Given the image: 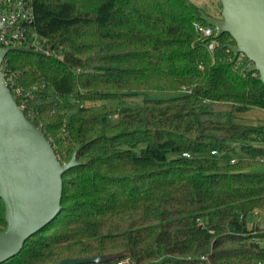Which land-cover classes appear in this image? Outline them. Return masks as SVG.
<instances>
[{
  "label": "trees",
  "instance_id": "trees-1",
  "mask_svg": "<svg viewBox=\"0 0 264 264\" xmlns=\"http://www.w3.org/2000/svg\"><path fill=\"white\" fill-rule=\"evenodd\" d=\"M30 4L39 52L11 50L0 68L28 91L24 113L59 161L78 149V164L62 174L58 212L2 264L115 252L130 264H264V230L250 220L264 211V146L244 144L264 143V125L234 116L264 109V82L237 67L229 34L195 32L193 22L205 24L199 10L219 15L193 0ZM142 91L173 95L135 107L82 104ZM210 102L229 104L225 120L208 118ZM234 144L238 160L211 154Z\"/></svg>",
  "mask_w": 264,
  "mask_h": 264
},
{
  "label": "water",
  "instance_id": "water-1",
  "mask_svg": "<svg viewBox=\"0 0 264 264\" xmlns=\"http://www.w3.org/2000/svg\"><path fill=\"white\" fill-rule=\"evenodd\" d=\"M219 16L199 10L200 19L215 27L213 38L230 35L227 44L234 58L249 61L248 72L264 82V0H219ZM11 50L39 52L30 47H0V65ZM81 147V146H80ZM76 149L61 163L50 141L33 119L18 105L4 82L0 68V198L6 226L0 231V264L17 255L24 241L59 210L62 174L78 164ZM122 252L64 258L53 264H84L118 260Z\"/></svg>",
  "mask_w": 264,
  "mask_h": 264
},
{
  "label": "built area",
  "instance_id": "built-area-1",
  "mask_svg": "<svg viewBox=\"0 0 264 264\" xmlns=\"http://www.w3.org/2000/svg\"><path fill=\"white\" fill-rule=\"evenodd\" d=\"M34 19V14L30 4V0H0V47H18L26 46L38 50V35L31 28ZM195 32L201 38H210L215 33V27L207 25L206 23L193 22ZM215 39H210L206 46L208 51H212L217 46ZM4 82L13 90H10L16 98H19L18 105L24 110L26 107L25 97L28 92H23L21 87H15L12 76L4 74ZM181 89L185 92H190L185 86ZM202 102H206L203 100ZM215 151H211L214 154ZM183 156H188L186 152ZM233 161V160H232ZM112 264H130L128 257L120 258Z\"/></svg>",
  "mask_w": 264,
  "mask_h": 264
},
{
  "label": "rangeland",
  "instance_id": "rangeland-1",
  "mask_svg": "<svg viewBox=\"0 0 264 264\" xmlns=\"http://www.w3.org/2000/svg\"><path fill=\"white\" fill-rule=\"evenodd\" d=\"M196 5L199 7H202L206 9L208 12L213 13L214 15H219L220 13V2L219 0H193ZM249 61L242 55H239L236 65L239 69H243L245 67H248ZM28 92V91H27ZM25 92V93H27ZM173 95V93L169 92H156V91H142L135 95H132L131 97L122 98L120 100H85L82 102L85 106H91V105H98L101 103H107V104H120L125 106H138L143 103L144 98H153V99H165L169 98ZM209 109L211 110V113L208 116V118H211L213 120H225L226 115L229 113V104L226 103H217V102H210L208 104ZM235 115V121L247 124V125H254V126H260L264 125V109L260 108H251L244 112L234 113ZM114 116L110 118V120H113ZM244 144H263L255 140L248 141ZM238 144H234L233 148L234 151L232 152H223V153H217L215 152L213 155L218 158L219 163H225L227 161L232 160H238V158L243 157L244 153L239 151ZM263 167H257L256 170H261ZM250 220L253 221L255 224H257L260 228H263L264 230V211L263 212H256L250 217ZM261 245L264 246V240H261ZM262 264V263H261Z\"/></svg>",
  "mask_w": 264,
  "mask_h": 264
},
{
  "label": "crops",
  "instance_id": "crops-1",
  "mask_svg": "<svg viewBox=\"0 0 264 264\" xmlns=\"http://www.w3.org/2000/svg\"><path fill=\"white\" fill-rule=\"evenodd\" d=\"M261 243V242H260Z\"/></svg>",
  "mask_w": 264,
  "mask_h": 264
}]
</instances>
